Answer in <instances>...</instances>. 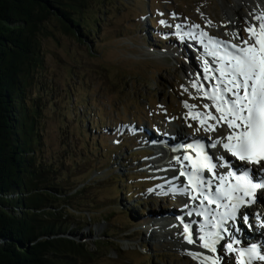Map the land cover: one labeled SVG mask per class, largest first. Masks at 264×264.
<instances>
[{"label":"rangeland","instance_id":"1","mask_svg":"<svg viewBox=\"0 0 264 264\" xmlns=\"http://www.w3.org/2000/svg\"><path fill=\"white\" fill-rule=\"evenodd\" d=\"M101 2L106 15L86 43L65 34L55 21L41 39L44 78L55 89L51 100L57 106L43 111V155L58 157L70 151L68 171L79 164L72 179L79 192L74 206L86 219H80L83 227L73 239L94 253L79 264H179L182 258L143 240L147 218L158 210L172 213L173 207L167 204L172 195L156 187L160 180L144 171L153 153L141 142L142 132L154 139V126L183 118L188 114L184 101L205 110L203 98H192L197 93L191 85L202 73V62L182 42L175 51L180 38L174 26L189 28L198 22L210 36L221 39L227 33L232 41L230 34L237 30L228 20L237 21L239 13L250 21V10L238 0H89L86 17L97 14ZM162 19L172 27L160 24ZM148 20L154 21L151 27ZM241 35L248 38L244 28ZM191 125L193 136H206ZM78 126L88 137L80 135ZM99 241L114 245L97 253Z\"/></svg>","mask_w":264,"mask_h":264},{"label":"trees","instance_id":"2","mask_svg":"<svg viewBox=\"0 0 264 264\" xmlns=\"http://www.w3.org/2000/svg\"><path fill=\"white\" fill-rule=\"evenodd\" d=\"M90 10L89 0H0V264H79L94 254L73 239L86 219L74 206L79 164L68 171L70 151L43 155V111L57 106L41 45L53 21L86 43L107 11L102 2L96 16L86 17ZM110 244L99 241L95 251Z\"/></svg>","mask_w":264,"mask_h":264},{"label":"snow or ice","instance_id":"3","mask_svg":"<svg viewBox=\"0 0 264 264\" xmlns=\"http://www.w3.org/2000/svg\"><path fill=\"white\" fill-rule=\"evenodd\" d=\"M250 15L253 20H245L244 28L248 38L239 30L230 34L239 43L212 37L200 30V25L188 26L199 31L174 26L180 39L194 38L203 48L202 73L191 81L197 93L192 98L210 102L203 104L206 111L183 102L189 109L185 119L198 121L196 131L206 134L207 140L204 135L194 136L191 143L173 148V152L183 149L182 156L174 157L179 176L173 181L184 177L187 183L170 182L165 193L187 197L194 206L186 215L203 217L196 238L194 222L185 223L180 218L183 232L179 235L184 242L206 250L207 254L188 251L199 264H232L233 260L234 264H264V242L245 244L252 237H246L244 231H251L250 220L255 219L264 236V213L250 216L244 211L257 204L258 196L264 202V12ZM171 16L178 18L174 12ZM160 24L172 27L163 19ZM229 156L243 167L236 168ZM184 207L189 208V204Z\"/></svg>","mask_w":264,"mask_h":264},{"label":"bare ground","instance_id":"4","mask_svg":"<svg viewBox=\"0 0 264 264\" xmlns=\"http://www.w3.org/2000/svg\"><path fill=\"white\" fill-rule=\"evenodd\" d=\"M238 2H241L242 5L248 4V1H246V0H238ZM248 9L250 10L251 13L264 12V0H258V3L255 5L254 4L253 5L248 4ZM236 16H237V21L228 20V24H230L229 26L233 27L234 30H239L240 34H242L243 28H245L244 27L245 26V23H244L245 20L240 17L239 13L236 14ZM252 20H253V17H252V15H250V21H252ZM194 21H196V20H194ZM197 23H196V25H197ZM205 29H203V30L206 31L208 28L206 30ZM207 33L209 35H211L210 32H207ZM230 38L231 37L229 35H227V33H224V35L222 36L221 39L225 40V41H231ZM234 41H237V40H234ZM180 42H182L184 44L186 50H188L187 47L189 45L187 44V42L184 38V39L177 40V42L174 44L175 46L173 48H176L175 51L179 50V47H180L179 43ZM180 50H183V48ZM170 52L173 53V51H171V49H170ZM184 52L186 53L187 51H184ZM173 54L176 55V53H173ZM177 56H180V55H177ZM204 102L210 103L209 101H206V100ZM187 111L189 112V109H187ZM204 111H206V110H204ZM187 115L188 114L185 113L183 118H181V117L179 119L177 117L172 118L173 122L171 124L164 123V124L160 125L159 128H163L164 130L172 131L173 135H175L174 137H179L178 140H180V138H183L186 136L193 138L194 133L191 131V128H193V127L190 128L189 124L190 123L194 124V126L197 124L195 123L196 121H193L190 117L188 119H185V117ZM197 128L198 127H196V129ZM221 131H223V129H221ZM142 133L144 134V137H141V142L146 146V148L151 153H153V155L150 156L151 157L150 160L144 164V167H145L144 171L151 172V173H157L159 175L158 177L161 178V181L163 180L164 182L167 183V186H163V187L158 186L157 187L159 192L160 191L161 192H168L169 191L168 186H169L170 182L187 183L186 178H184V177H180V179L178 181H173V178L175 176H179L178 166H174V157L176 155L182 156V153H179V152H177V153L172 152L171 153L170 151H168V152H162L160 154L159 152L155 151V149L153 148V144L160 142L161 138H159L160 140L158 141V140H155V136H154V139L153 138L151 139V138H149V135L147 133H145V132H142ZM180 152H182V151H180ZM169 161H172V164H170ZM220 171L223 172L222 169ZM206 175L210 177V174L206 173ZM184 200H189V199L184 196ZM189 204L192 205L191 202H189ZM193 206L194 205H192V207ZM160 211L161 210H158L157 215H154V216H151L150 218H147V220H148L147 222H148L149 227H146L144 229L143 240L145 242H149L150 244H153V246L159 245L160 247H164L167 250L171 251L174 254V256L182 258V260L178 259V261L180 262L179 264H199L198 260L193 259L187 253H188V251H196V252L206 253V250L199 248L195 245L186 244L183 240V237L181 235H179L180 233L183 232V226L181 224L179 225L178 221L174 220V214L175 213L172 212V213H169L166 215V213H163ZM198 218H200V217L195 216V215L191 216L189 219H187V217L185 218V221H187L188 223L194 222L193 225H196L193 229V238H196V232L198 231V229L200 227L198 225L201 224V222L198 221ZM251 221L252 220H250V222ZM252 223L254 224V222H252ZM241 227H244V226L241 225ZM244 231H245L246 237H248V236L252 237L251 239H246L245 244L264 242V240L261 239L262 235H259V232L261 231V229H259L257 227H253L251 229V231H249L247 228H245ZM220 251H221V254H223V245L221 246ZM226 264H227V261H226ZM232 264H234V260H233Z\"/></svg>","mask_w":264,"mask_h":264}]
</instances>
